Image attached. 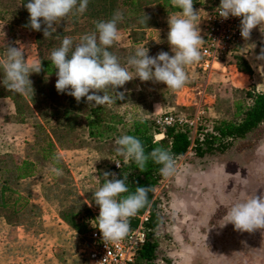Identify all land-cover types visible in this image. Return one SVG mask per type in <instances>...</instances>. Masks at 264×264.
Segmentation results:
<instances>
[{"label": "rangeland", "instance_id": "rangeland-1", "mask_svg": "<svg viewBox=\"0 0 264 264\" xmlns=\"http://www.w3.org/2000/svg\"><path fill=\"white\" fill-rule=\"evenodd\" d=\"M20 1L0 0V57L7 44H12L21 48L30 65L39 66L38 33L25 27ZM220 3L194 0V9L201 10L198 30L202 31L208 14ZM140 4L141 10L151 15L148 19L138 18L137 7L124 5L119 9L123 16L117 25L120 40L110 50L122 51L116 56L125 67H129L127 60L137 46L148 48L153 57L161 51L173 55L167 41V21L180 9L170 0H144ZM64 21L69 22V18ZM137 25L146 28L141 35L131 37L129 29ZM252 33L242 49L253 72L251 77L230 65L225 72L202 74L193 63L185 69L188 82L174 92L164 84L142 82L129 67L134 79L118 89L125 94L124 100L105 105L117 117H108L103 126L94 128L96 135L92 137L85 126L91 108L87 99L77 103L74 97L59 93L57 76L43 79L39 73L31 74L34 91L29 95L38 96L43 109L54 106L60 118L69 106L72 120L60 122L67 131L50 128L55 124L52 117L44 120L37 111L32 114L30 96L9 92L3 86L0 68V188L8 189L7 204H0V264H85L80 250L89 246V232L80 234L63 217L75 214L77 222L82 218L89 227L96 225L92 221L100 209L92 195L102 186L105 170L125 161L115 151V140L122 136L119 122L153 121L168 112L194 117L199 111L203 112L198 126L202 129L215 121H236L237 104L242 109L251 104L245 91L253 85L256 92H264V60L256 59L264 35L259 27ZM54 45L50 44L51 48ZM157 104L161 109L154 114ZM157 139L162 138L157 135ZM49 140L58 161L44 157ZM24 161L34 166L30 176L19 179L16 171ZM53 167L62 170V175L53 173ZM256 194L264 195V122L245 138L233 141L224 153L197 158L189 151L175 162L174 174L161 176L154 188L153 200L163 223L151 236L157 244L156 259L148 264H264V230L237 232L230 223L221 228L234 204Z\"/></svg>", "mask_w": 264, "mask_h": 264}, {"label": "clouds", "instance_id": "clouds-1", "mask_svg": "<svg viewBox=\"0 0 264 264\" xmlns=\"http://www.w3.org/2000/svg\"><path fill=\"white\" fill-rule=\"evenodd\" d=\"M170 2L174 8L180 9L169 15L167 21V41L173 55L161 51L153 57L149 55L148 48L137 46L134 55L128 58L127 65L134 69L135 78L142 82L164 84L175 92L182 90L188 82L186 67L202 59L200 45L204 39L197 28L201 10L194 9V0ZM88 3L89 0H27L24 6L29 13V22L25 27L37 32L43 30L45 39H48L53 37L58 23L72 15L83 14ZM216 11L225 20L240 18V34L246 42L257 27L264 35V0H221ZM122 19V14L116 12L110 20L97 22L96 31L85 34L74 47L70 37H63L60 46L50 54L57 76L55 87L59 93L74 97L77 103L86 98L91 108L124 100L125 94L118 89L132 81L133 74L109 51L120 40L117 25ZM256 59L264 60V48ZM0 68L3 69V86L9 92L24 96L34 91L31 74L42 70L41 65H30L21 48L12 44H7L4 56L0 57ZM160 109L161 105L157 104L154 114ZM183 119L181 115V122ZM115 144L116 154L124 157L125 161H134L141 172H144L149 159L162 166V176L168 177L175 172L173 155L163 147H155L146 154L141 141L132 135L118 137ZM54 159L58 161L59 157L55 156ZM51 171L57 176L62 175V170L58 168L53 167ZM103 180L102 186L92 195L100 209L99 216L92 222H95L105 244L116 243L130 231V218L148 204V194L152 188L136 187L130 193L127 176L120 179L116 173L107 171L103 173ZM225 220L227 222L221 228L230 223L237 232L264 230V195L256 194L234 204L226 213Z\"/></svg>", "mask_w": 264, "mask_h": 264}, {"label": "trees", "instance_id": "trees-1", "mask_svg": "<svg viewBox=\"0 0 264 264\" xmlns=\"http://www.w3.org/2000/svg\"><path fill=\"white\" fill-rule=\"evenodd\" d=\"M119 1H121V3ZM140 2H144V0H89L87 10L83 14L72 15L69 17V22L61 21V23H58L57 26H55L57 30L53 34V37L45 39L43 30L40 32L35 31L38 33L39 66L41 65L42 69L39 72L40 76L43 79L56 76V70L52 67L50 61V54L53 49L60 46L61 40L64 36H68L73 40L74 47L76 44L80 43L81 38L85 34H90L96 31L95 25L97 22L110 20L114 13L117 11L119 12V9L124 5L137 7L136 11L137 13H140L138 18H140V20L146 19L151 15H148L147 12L141 10ZM25 3H27V0L20 1L21 8L19 12L21 16L26 17L23 22L26 25L29 22V13L24 6ZM67 25L71 27L69 31L64 27ZM144 28L146 27L138 25L130 28V36L134 37V35H141ZM56 36H59V38H56ZM50 44L55 45L51 48ZM109 51L112 52L110 49ZM112 53L119 55L122 51L113 47ZM235 67L239 72L244 73L249 77L252 76V69L243 57L235 58ZM253 88L254 86L252 85L250 89L245 91V97L251 101V104L245 109H242L241 105L237 104L235 115L238 119L236 121L222 120L212 122L210 127L206 129L197 127L194 135L190 134L186 129L172 126L166 129L162 139L155 140L154 135L158 134V132L154 126V122L151 119H135L129 123L119 122V124H121V133L122 135H132L137 137L144 146L146 154L151 153V151L158 146L167 149L173 155L175 162L179 158L185 156L189 151H192L197 158H203L204 156L213 153H224L232 146L233 141L245 138L247 134L258 128L264 122V92H256ZM35 93L38 95L37 91ZM29 96V110L32 114L34 111H37L40 117L44 120H48L52 117L55 124L49 126L50 128L57 126L61 128L60 130L66 129V125H61L60 122L63 121L65 124V121L72 120L71 109L69 106L67 107V110L63 112V117L60 118L54 106L43 109V107L41 108V106H39V100H37L38 96H35L34 94ZM31 104L34 105L32 108H30ZM47 109H49L51 115L47 113ZM108 117H117V115L111 110V107L108 108L106 106H101L89 108V113L85 118V126H87L89 130L90 137L96 135L93 132L94 128L100 127L101 125L103 126ZM53 132L56 136L57 131L53 129ZM46 146L47 151L44 157L53 159L55 155L51 150H53L54 145L49 140ZM33 166L34 164L32 162L24 161L21 164V167L16 171L18 172L17 178L22 179L30 176ZM161 167V165L155 164L149 159L144 172H141L134 161L128 160L121 161L118 170H115L112 165L105 170L107 172L116 173L117 178L120 179H123L124 175L127 176L130 193L134 192L136 187L152 188V191L148 194V204L139 210L134 217L130 218V227H136L140 222V218L147 213L146 218L142 223L146 232V240L133 264L138 261H144L148 264L156 259L157 244L151 239V236L154 231L162 225L163 221L156 210L157 206L156 202L153 200V191L160 182V177L162 176L160 172ZM103 182L104 180L102 177L101 184H103ZM6 190H8L7 187L0 188V204L2 206L7 204ZM63 218L80 234L90 232L93 228H96V225L89 227L88 221H85V219L82 218L77 222L75 220V214H71V218H67L65 215Z\"/></svg>", "mask_w": 264, "mask_h": 264}, {"label": "built area", "instance_id": "built-area-1", "mask_svg": "<svg viewBox=\"0 0 264 264\" xmlns=\"http://www.w3.org/2000/svg\"><path fill=\"white\" fill-rule=\"evenodd\" d=\"M218 7L219 5L208 14L202 26L201 36L204 39L200 45L202 59L196 62L202 74L218 70L225 72L227 66L235 67L236 57H243L242 49L246 41L240 34L241 20L236 17H230L227 20L219 17L216 11ZM202 115V111L194 117L183 115V122L180 120L181 115L176 113L157 115L153 119L158 132L155 140H160L157 139V135L164 137L166 129L172 126L186 129L193 135L201 124ZM116 163L120 165V162L114 163L115 170H118L120 167H117ZM146 215L140 218L136 227H130L125 238L116 243L105 244L99 229L93 228L89 232V246L80 250L85 264H133L146 240V232L142 224Z\"/></svg>", "mask_w": 264, "mask_h": 264}, {"label": "crops", "instance_id": "crops-1", "mask_svg": "<svg viewBox=\"0 0 264 264\" xmlns=\"http://www.w3.org/2000/svg\"><path fill=\"white\" fill-rule=\"evenodd\" d=\"M252 34H253V33H252ZM251 37H253V36L251 35ZM250 40H251V39H250ZM250 40H249V41H250ZM263 40H264V36H263ZM263 47H264V44H263L262 48H263Z\"/></svg>", "mask_w": 264, "mask_h": 264}, {"label": "bare ground", "instance_id": "bare-ground-1", "mask_svg": "<svg viewBox=\"0 0 264 264\" xmlns=\"http://www.w3.org/2000/svg\"><path fill=\"white\" fill-rule=\"evenodd\" d=\"M158 136H160V138H163V136H161V135H158Z\"/></svg>", "mask_w": 264, "mask_h": 264}]
</instances>
